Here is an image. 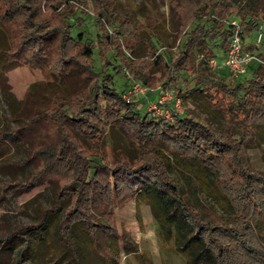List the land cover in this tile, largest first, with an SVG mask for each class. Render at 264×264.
Listing matches in <instances>:
<instances>
[{
  "label": "trees",
  "instance_id": "trees-1",
  "mask_svg": "<svg viewBox=\"0 0 264 264\" xmlns=\"http://www.w3.org/2000/svg\"><path fill=\"white\" fill-rule=\"evenodd\" d=\"M168 10L174 18V51L167 49L165 58L154 54L156 42L147 38L152 63L162 71L155 79L145 73L144 58L126 54L134 52L133 43L142 34H149L148 27L158 25L149 15L139 21L127 6L115 11L112 0H0V33L6 39L0 45V85L7 84V72L16 67L42 76L21 99L26 112L21 123L13 130L0 129V143L27 141L32 164L25 178L3 186L29 190L41 182L53 185L52 202L37 220L0 234V256L11 240L21 239L16 261L29 264L25 253L32 257L34 244L28 234L42 236L51 221L60 256L84 264L76 230L105 264H117L110 240L127 249L131 245L116 230L115 209L141 197L163 224L183 264H264V242L253 225L264 220V170L252 166L245 150L264 130V65L253 68L243 81L216 75L208 65L215 56L207 48L213 43L223 58L232 18L248 36L260 24L264 27V0H169ZM88 19L97 30L94 39L86 35ZM196 45L203 46L205 56L198 62L192 52ZM109 52H114L117 65L107 57ZM119 72L123 80L118 86ZM180 72L191 76L192 85L176 88L174 94L205 98L225 118L223 127L212 128L190 112L171 110L172 120L142 113L139 100L146 93L125 97L132 81L163 89ZM110 126L123 132L134 157L110 158ZM175 165L194 172L193 177L182 174L179 185L170 174ZM207 179L226 200L230 214L203 211L191 198L189 183L201 185Z\"/></svg>",
  "mask_w": 264,
  "mask_h": 264
},
{
  "label": "rangeland",
  "instance_id": "rangeland-1",
  "mask_svg": "<svg viewBox=\"0 0 264 264\" xmlns=\"http://www.w3.org/2000/svg\"><path fill=\"white\" fill-rule=\"evenodd\" d=\"M168 2L169 0H112L115 11L120 12L127 6L137 20L143 22L145 17L149 15L158 23L155 28L148 27L149 34H142V39L139 38L140 34L136 36L140 40L133 43V53L126 51V54L134 59L144 58L147 61L145 73L148 77L155 79L162 76V71L157 64L152 63L154 57H152L151 52L153 48L147 38L151 36V41L156 42L157 50L154 54H162L165 58L168 50L174 51V46H172L175 40L174 18L169 13ZM87 23L86 35L94 39L97 33L96 27L89 19ZM78 29L75 28L76 31ZM156 35L159 36L160 43L157 42ZM5 40V36L0 33V45L5 44ZM202 47V45H196L192 50L196 62L205 57ZM207 48L212 51L215 59L220 63L222 57L220 49L213 43L208 44ZM245 51L252 56V59L246 72L237 77L238 81L249 78L253 68L255 69L260 64L264 65V58H262L264 56V42H256L254 35L248 36L245 40ZM107 57L115 65L118 64L114 52L107 53ZM99 62V58L96 57L95 64L98 65ZM209 68L216 75L220 73L221 76L230 78L225 67L212 68L209 65ZM114 70V68H109V72L113 73ZM41 80V74L30 68L16 67L7 72V84L0 85V129L13 130L21 123V120L26 116L25 110L22 109L21 99L29 86ZM115 80L118 86L119 83H122L121 72L116 74ZM191 85V76L180 72L175 73L174 81L163 89H160L159 84L147 87L146 94L141 96L139 100L140 112L152 111L154 113L153 106L157 108L163 106L169 112L172 110L181 115L190 112L212 128L223 127L226 124L225 118L219 112L212 110L205 98L197 94L186 96L174 94V89H184ZM176 101H179L177 109L173 105ZM159 102L162 105L159 106ZM258 132L245 150L252 166L261 171L264 170V130ZM27 147V141L24 139L15 142L7 139L6 142L0 143V234L7 233L19 225L37 220L41 209L49 206L52 202L53 185L48 182H41L29 190L3 186L7 181L25 178L30 172L32 164L27 161ZM106 150L110 158L118 157L120 154L127 157H134L135 155L134 147L116 126H110L108 129ZM179 166L175 165L170 174L179 185H182V174L186 176L188 172ZM193 173H188L186 177H193ZM189 193L203 211L217 215L231 213L226 200L215 190L210 179L196 186L189 183ZM114 215L117 232L127 237L131 245L127 249L116 239L110 240L109 249L115 250L117 264L184 263L183 256L176 252L172 239L167 236L163 224L155 217L145 198L137 197L121 203L116 207ZM253 225L259 239L264 242V220L258 219ZM74 235L83 254L84 264H105L78 231L74 230ZM28 238L34 244L32 257L31 254L25 253V259L30 261L29 264H73L69 255H59L60 249L55 242L54 226L51 221L42 236L37 232H31L28 234ZM22 245L21 239L11 240L1 253L0 264H17L16 252Z\"/></svg>",
  "mask_w": 264,
  "mask_h": 264
},
{
  "label": "built area",
  "instance_id": "built-area-1",
  "mask_svg": "<svg viewBox=\"0 0 264 264\" xmlns=\"http://www.w3.org/2000/svg\"><path fill=\"white\" fill-rule=\"evenodd\" d=\"M229 23L232 26V34L221 62L219 63L215 58H211L208 63L212 68L225 67L232 78H237L246 72L252 56L245 51V40L248 34L244 26L236 18L230 19ZM252 35H254L256 42L262 41V37H264V27L260 24L258 28L252 32ZM146 91L147 88L145 86L141 85L139 82L132 81L125 97L129 98L139 94L143 95ZM173 105L174 108L177 109L179 101H176ZM153 110H155L156 114L172 120L171 113L164 109L163 106L158 108L153 106Z\"/></svg>",
  "mask_w": 264,
  "mask_h": 264
}]
</instances>
